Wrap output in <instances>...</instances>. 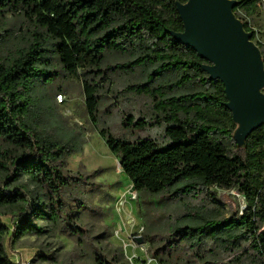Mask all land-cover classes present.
<instances>
[{
	"label": "trees",
	"instance_id": "1",
	"mask_svg": "<svg viewBox=\"0 0 264 264\" xmlns=\"http://www.w3.org/2000/svg\"><path fill=\"white\" fill-rule=\"evenodd\" d=\"M187 1L0 0V264H13L2 216L16 221L13 242L43 235L40 220L63 234L89 237L80 224L86 204L73 194L86 179L68 170V160L83 153V146L58 134L51 88L61 77L58 67L66 75L82 73L87 110L98 124L97 81L105 78L109 56L120 55L129 59L118 70H151L148 83L158 86L139 88L154 101L155 121L166 124L163 144L117 138L106 127L99 132L141 196L139 214L148 224L151 254L159 264H193L178 254L184 247L199 260L194 264H209L207 254L216 252L242 253L228 264H264V126L244 147L236 144L224 85L210 81L205 61L169 33L184 31L177 3ZM239 2L235 14L242 9L249 16L262 3ZM8 14L26 25L17 43L6 26ZM215 187L239 192L246 209L228 214L215 199L211 207L188 202L211 195ZM156 197L176 208L162 241ZM95 264L126 263L119 249L98 255Z\"/></svg>",
	"mask_w": 264,
	"mask_h": 264
},
{
	"label": "rangeland",
	"instance_id": "2",
	"mask_svg": "<svg viewBox=\"0 0 264 264\" xmlns=\"http://www.w3.org/2000/svg\"><path fill=\"white\" fill-rule=\"evenodd\" d=\"M237 17L248 23L254 32L253 41L264 55V5L254 16L247 15L242 9L238 10ZM7 29L13 34L12 42L21 40L26 25L17 17L8 14ZM129 57L109 56L103 66L106 72L102 81H97L100 88V106L98 124H95L88 113L83 82L85 76L66 75L58 67L56 72L61 77L51 88L50 102L55 114L58 134L65 137H75L83 146V153L75 154L68 160V170L71 175L83 177L86 183L75 187V196H80L86 204L82 215L81 226L87 230L86 237H72L63 234L59 227L45 220L37 221L44 229L40 236H25L13 242L12 234L16 221L10 215L2 216V221L10 233L5 237V247L9 259L13 264L30 262V264H95L98 255L109 254L120 249V242L113 239V233L119 221L116 212L118 198L132 189L130 180L124 175L118 159L110 152L104 139L100 135L103 127L108 128L117 138L130 141L150 138L161 144L165 141L166 124H159L153 99L141 93L139 87L158 86L157 82L148 83L151 70L136 68L133 71L116 69V66L127 62ZM58 64V62L55 60ZM60 89L63 92H60ZM144 121V127L137 126ZM136 192V191H135ZM133 201L132 207L138 219L146 227L148 224L139 214L141 196ZM213 195V196H212ZM75 198V197H73ZM213 199L224 207L226 212L240 211L247 207L245 198L236 190L226 191L212 188L211 195H202L199 199H189L191 205L213 206ZM155 218L158 227L159 240L166 236L170 215L176 210L175 206L168 205L162 198L156 197ZM162 219V220H161ZM178 254L193 261V252L182 247ZM216 257L207 254L209 264H228L238 258L239 254L216 252Z\"/></svg>",
	"mask_w": 264,
	"mask_h": 264
},
{
	"label": "water",
	"instance_id": "3",
	"mask_svg": "<svg viewBox=\"0 0 264 264\" xmlns=\"http://www.w3.org/2000/svg\"><path fill=\"white\" fill-rule=\"evenodd\" d=\"M238 0H188L177 3L183 32H169L171 37L198 54L210 81H220L225 88L237 125L236 144L244 147L249 136L264 126V61L253 33L245 29L235 14ZM144 244L143 237L137 238Z\"/></svg>",
	"mask_w": 264,
	"mask_h": 264
},
{
	"label": "built area",
	"instance_id": "4",
	"mask_svg": "<svg viewBox=\"0 0 264 264\" xmlns=\"http://www.w3.org/2000/svg\"><path fill=\"white\" fill-rule=\"evenodd\" d=\"M261 1L264 5V0ZM132 189H134L133 185ZM135 191L130 190L122 194L117 200L116 212L119 215V221L114 230L113 239L120 242L121 245L118 247L123 253L126 264H159L150 252L149 243L146 240L142 245L137 242L139 237L145 239L146 227L138 219V215L132 207L133 201L137 200L138 197V192ZM18 264H30V262Z\"/></svg>",
	"mask_w": 264,
	"mask_h": 264
}]
</instances>
